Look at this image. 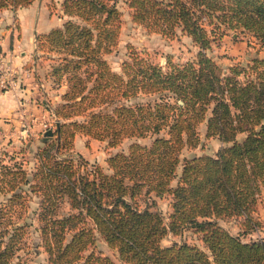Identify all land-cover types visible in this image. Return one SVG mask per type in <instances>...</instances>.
I'll return each instance as SVG.
<instances>
[{
    "label": "trees",
    "instance_id": "trees-1",
    "mask_svg": "<svg viewBox=\"0 0 264 264\" xmlns=\"http://www.w3.org/2000/svg\"><path fill=\"white\" fill-rule=\"evenodd\" d=\"M32 1L0 0V10ZM116 1L61 0L68 18L36 37L55 54L50 76L65 90L53 108L57 138L42 135L32 168L0 162V264H27L18 252L32 199L42 264H264L263 240H242L220 223L238 219L246 232L259 224L252 212L264 197V58L223 71L208 54L229 32L264 49V0H126L133 23L184 35L196 50L183 62L167 56L162 67L129 47L117 72L103 58L119 34ZM201 124L221 146L180 159L199 144ZM75 133L109 146L132 141L107 157L106 172L72 156ZM165 196L167 221L156 208ZM184 231L202 247L161 244ZM96 240L110 254L95 250Z\"/></svg>",
    "mask_w": 264,
    "mask_h": 264
},
{
    "label": "rangeland",
    "instance_id": "rangeland-1",
    "mask_svg": "<svg viewBox=\"0 0 264 264\" xmlns=\"http://www.w3.org/2000/svg\"><path fill=\"white\" fill-rule=\"evenodd\" d=\"M61 0H35L30 7L18 8L13 12V18L6 26L9 37L13 39L30 35L33 37L27 43L33 46L30 53L32 62V79L29 82L28 90L21 96L17 115L14 116L10 127L4 129L0 127V162L4 164L19 163L21 167L30 170L34 164V152L38 147L44 146L41 142L42 135L46 131H51V139H56L55 134L59 121L56 119L53 108L61 101V94L65 90L64 82L56 84L50 76L52 62L50 59L55 54L47 51L46 47L39 48L36 37L47 32L53 27H59L68 17L61 14ZM116 7L120 11V27L117 41L110 48L108 53L103 55L107 64L113 71H119L120 64L126 57L129 47L145 52L149 58L165 66L167 56L173 62H183L192 59L196 48L190 39L184 35L176 34L174 37H167L160 33L149 32L142 26L133 23L130 18V10L126 5V0H117ZM34 9V21L26 24L20 32V22L17 16L32 12ZM22 33V34H20ZM26 40V39H25ZM215 62L224 71L234 64H243L253 57L264 58V49L260 48L257 41L247 34L238 33L235 37L231 33L222 35L219 43L213 46L208 52ZM1 55V54H0ZM145 99V98H143ZM200 142L195 148H184L181 150L180 159L189 158L198 154H214L221 146L216 138L204 137V124L198 126ZM243 135H238L241 138ZM148 137L139 139L142 144L149 142ZM132 139L125 138L115 146L107 145L106 140H97L81 133H75L71 154L73 157L80 156L89 164H98L108 172L106 159L108 156L127 150ZM180 170L177 166L176 172ZM176 178L172 181L174 184ZM36 207L35 199L28 203V208L23 213V218L31 225L27 228L24 246L18 252L21 259L27 264H42L45 254L38 245L39 239L37 231L34 230L36 221L32 218L31 211ZM156 208L160 211L164 220L167 221V214L170 211L169 197L165 196L156 199ZM252 216L258 226L249 232L244 231V227L239 224L238 219H229L220 222L232 234H239L242 240L261 239L264 241V197L259 195ZM185 240L190 244L202 247L197 236L188 231H184L180 236L167 234L162 240V245H168L171 241ZM95 250L110 254L105 246L96 240Z\"/></svg>",
    "mask_w": 264,
    "mask_h": 264
},
{
    "label": "crops",
    "instance_id": "crops-1",
    "mask_svg": "<svg viewBox=\"0 0 264 264\" xmlns=\"http://www.w3.org/2000/svg\"><path fill=\"white\" fill-rule=\"evenodd\" d=\"M34 1L25 7H30ZM25 7H22V9H25ZM33 15L34 9L32 12L25 13L22 16L15 15L20 22V32H22L26 24L34 21ZM12 18V10L9 8L0 10V56L9 59L11 65L17 71L14 85L6 90H0V127L4 129L10 127V123H13L14 116L17 115V109L20 105L21 96L28 90L29 82L32 79L30 53L33 46L31 45L32 42L28 44L27 40L33 37V31L25 37L26 40L20 36L17 39H13V34L12 38H10V32H8L6 26ZM25 70L27 75L24 74Z\"/></svg>",
    "mask_w": 264,
    "mask_h": 264
},
{
    "label": "built area",
    "instance_id": "built-area-1",
    "mask_svg": "<svg viewBox=\"0 0 264 264\" xmlns=\"http://www.w3.org/2000/svg\"><path fill=\"white\" fill-rule=\"evenodd\" d=\"M26 72L27 71L25 70V75H27ZM16 73L17 71L11 65L10 60L0 56V90H6L14 85Z\"/></svg>",
    "mask_w": 264,
    "mask_h": 264
},
{
    "label": "water",
    "instance_id": "water-1",
    "mask_svg": "<svg viewBox=\"0 0 264 264\" xmlns=\"http://www.w3.org/2000/svg\"><path fill=\"white\" fill-rule=\"evenodd\" d=\"M179 103H181V102L179 101ZM46 134L50 135L51 131H46Z\"/></svg>",
    "mask_w": 264,
    "mask_h": 264
}]
</instances>
